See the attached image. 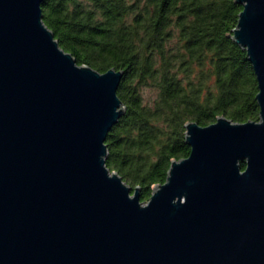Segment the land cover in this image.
Here are the masks:
<instances>
[{
	"label": "water",
	"instance_id": "1",
	"mask_svg": "<svg viewBox=\"0 0 264 264\" xmlns=\"http://www.w3.org/2000/svg\"><path fill=\"white\" fill-rule=\"evenodd\" d=\"M42 1L0 0V264H264V0L230 34L259 121L187 122L146 203L105 165L123 71L79 65Z\"/></svg>",
	"mask_w": 264,
	"mask_h": 264
},
{
	"label": "trees",
	"instance_id": "2",
	"mask_svg": "<svg viewBox=\"0 0 264 264\" xmlns=\"http://www.w3.org/2000/svg\"><path fill=\"white\" fill-rule=\"evenodd\" d=\"M235 0H43L42 20L79 65L122 70L124 114L106 137V167L146 203L172 160L189 155L184 125L259 121L252 65L230 38ZM155 89L146 103L140 89Z\"/></svg>",
	"mask_w": 264,
	"mask_h": 264
},
{
	"label": "rangeland",
	"instance_id": "3",
	"mask_svg": "<svg viewBox=\"0 0 264 264\" xmlns=\"http://www.w3.org/2000/svg\"><path fill=\"white\" fill-rule=\"evenodd\" d=\"M140 91L146 103H151V101L156 97V91L153 88L142 87Z\"/></svg>",
	"mask_w": 264,
	"mask_h": 264
}]
</instances>
